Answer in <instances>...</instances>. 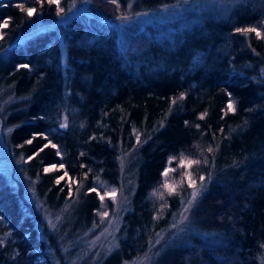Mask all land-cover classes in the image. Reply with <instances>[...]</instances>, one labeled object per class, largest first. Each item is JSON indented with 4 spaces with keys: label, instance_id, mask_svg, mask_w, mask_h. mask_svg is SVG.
Returning a JSON list of instances; mask_svg holds the SVG:
<instances>
[{
    "label": "trees",
    "instance_id": "1",
    "mask_svg": "<svg viewBox=\"0 0 264 264\" xmlns=\"http://www.w3.org/2000/svg\"><path fill=\"white\" fill-rule=\"evenodd\" d=\"M73 1L0 0V89L14 99L1 118L9 153L46 211L61 217L50 231L22 183L0 173V264H66L74 256L78 264H129L144 256L189 189L183 159L199 161L187 167L198 190L186 232L146 264H264V84L256 79L264 0H216L221 12L202 0H88L92 15L11 45ZM177 3L184 26L146 25L120 44L97 17ZM247 28L261 36L239 31ZM132 150L134 189L115 242L84 257L81 242L111 204L101 186L119 185L118 158ZM167 168L180 177L171 194L162 188ZM60 244L79 252L62 258Z\"/></svg>",
    "mask_w": 264,
    "mask_h": 264
},
{
    "label": "rangeland",
    "instance_id": "2",
    "mask_svg": "<svg viewBox=\"0 0 264 264\" xmlns=\"http://www.w3.org/2000/svg\"><path fill=\"white\" fill-rule=\"evenodd\" d=\"M202 1H205L207 6L210 7L212 3L215 2L216 8L220 12L223 10L222 6L216 0ZM183 8L184 7H182L180 3H177L171 6L162 7L155 11H147L133 15L126 14L114 19H106L101 16L97 17L116 29L117 44H120L121 42L125 43L129 35L138 32L146 25H160L166 27L169 31L173 28V25H175V27L184 26L188 17L186 16L187 14L182 12ZM78 14L92 15L88 10V0L73 1L70 4L66 14L59 16L54 23L36 25L31 31L19 35L11 43V45L22 42L25 38L34 33L49 30L53 28L56 23L65 22L70 17ZM61 56H64L63 51ZM256 79L259 83L264 84V66L260 69ZM13 101L14 99H11L10 96H4L3 89H0V173L5 175L13 186H16L18 182L22 183L25 190V199L27 200V202L34 203V205L41 211V216L46 222L48 229L50 231H55L57 229L58 222L61 221L59 213L52 215L49 211H46V209L34 195L33 183L25 179V177L19 173L18 166L14 164L17 162V160H11V155L9 153L7 145V134L9 130L5 125H3L1 118L3 117V111L5 110L4 108H6V106ZM134 157V152L132 150L124 154L121 158H118V163L121 170L118 186H101L102 195L104 197H107L110 200L111 204H105L106 202L103 204L99 228L95 233H93V235H91L90 238H86V241L81 242L82 246L80 247V250L82 251L84 257L85 253H93V256L97 257L100 253L106 252L113 246L116 239V232L120 218L127 209L128 201L134 189L131 169L135 159ZM182 161L178 164V167H185L182 171L184 172L186 179L184 180L182 185H187L189 187L188 191H186L185 195L180 199L179 206L173 213L166 231L159 233L154 238V240L149 245L150 248L144 256L133 260L129 264H146L151 255L156 251V248L158 249L164 247V245L169 244L170 241L175 238H179L181 235H183V233L186 232L185 229L187 213L194 201L193 193H197L198 189L197 185H191L189 183L187 175L188 160L183 159ZM171 174V171H169L168 175L164 176L163 178L164 181L162 188L165 192H169L170 188L174 187L173 183L178 181V179L180 178ZM165 185H168V187H166ZM113 192L115 193V195H110ZM75 248L76 247L74 245L64 246L60 244L58 245L57 249L63 258V256L67 255V253H72L71 255L78 253V248ZM75 257L76 256H74L73 259ZM73 259L71 263L76 262V264H78L80 261V259H77L76 261H74ZM64 261L66 264H71L69 263V258L67 257L64 258ZM55 264L60 263L57 260Z\"/></svg>",
    "mask_w": 264,
    "mask_h": 264
},
{
    "label": "snow or ice",
    "instance_id": "3",
    "mask_svg": "<svg viewBox=\"0 0 264 264\" xmlns=\"http://www.w3.org/2000/svg\"><path fill=\"white\" fill-rule=\"evenodd\" d=\"M56 2L58 3V0H56ZM113 2H115V0H113ZM34 11H35V9H28V15L31 16V15L33 14ZM239 31L246 32V33H247V32H254V33L256 34V36H258V37L261 36V33H260L259 31H257V29H255V28L241 29V30H239ZM21 67H23V68H27L28 66H27V65H21ZM227 108H228V110H230V111H235L234 104L231 103V102L227 105ZM200 118L203 119L204 117L201 116ZM61 127H66V125H63V124H62ZM45 139H47V137H45ZM31 142H32L31 140L28 141V143H31ZM50 143H51V141H49V144H50ZM47 146H48L47 144L44 145L42 148L39 149V151H43L44 148H46ZM52 147H56V146H55V145H52ZM210 150H211V149H210ZM38 154H39V152H37V155H38ZM182 163H183V161H182ZM197 163H199V161L189 160V161L187 162V164H188L189 167H191L193 164H197ZM56 167H57L56 165H52V166H51L52 169H55ZM60 167H63V165H61ZM49 170H50V169H48V168L45 169V171H49ZM169 171H172V170H171V169H166V170L162 173V175H163V176H167ZM65 175H67V173H65ZM60 179H63V177H61ZM188 179H189V183H190L191 185H194V184H195V181L191 179V175H190V174L188 175ZM200 179L203 180L204 178L201 177ZM165 186L168 187V185H165ZM93 191H94V189H93ZM174 191H175L174 188H170V194H171L172 192H174ZM106 194H108V193H106ZM110 195H115V193L113 192V193H111ZM196 195H197V193L194 192V193H193V199H195V196H196ZM100 199L103 201L104 197L101 196ZM189 203H191V202H189ZM186 211H187V209H186Z\"/></svg>",
    "mask_w": 264,
    "mask_h": 264
}]
</instances>
